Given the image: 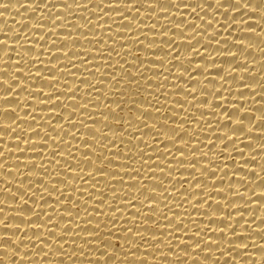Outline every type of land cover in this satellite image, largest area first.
Instances as JSON below:
<instances>
[{
    "label": "bare ground",
    "instance_id": "6f19581e",
    "mask_svg": "<svg viewBox=\"0 0 264 264\" xmlns=\"http://www.w3.org/2000/svg\"><path fill=\"white\" fill-rule=\"evenodd\" d=\"M0 41V264H264V0H0Z\"/></svg>",
    "mask_w": 264,
    "mask_h": 264
},
{
    "label": "snow or ice",
    "instance_id": "6c2138e0",
    "mask_svg": "<svg viewBox=\"0 0 264 264\" xmlns=\"http://www.w3.org/2000/svg\"><path fill=\"white\" fill-rule=\"evenodd\" d=\"M234 4H236V5H240V0H234ZM217 5H218L219 7H221V5H225V6H226V0H217ZM244 6L246 7L247 4H245ZM44 7H47V4H45ZM0 43H2V41H0ZM13 82H15V81H12V83L6 84L4 80H0V84H3V85H5V86H7L9 89H11V91L9 92V94H7V95H3V96H0V99H5V98H7V97H9V96H12V95L14 94V93H13V87H12ZM17 86H18V85H17ZM10 100H11V99H8L7 102L10 101ZM10 107H11V105L5 106V107L3 108V111H7ZM13 119H15V118H13ZM145 126H146V123H145ZM0 127H2V125H0ZM205 214H207V213H205ZM165 218H167V217H165ZM32 223H35V221H32ZM0 224H4V222H3V221H0ZM233 235H235V233H233ZM9 239H10V238H9ZM218 239H219L220 241H223V240L226 239V237H225V236H220ZM241 239H243V238H241ZM197 241H199V240H197ZM201 242H202V241H199V243H196V244L199 245ZM204 242L207 243V241H204ZM230 243L235 244L236 242H235V240H232V241H230ZM210 246H211V245H210ZM219 250H220V248H219Z\"/></svg>",
    "mask_w": 264,
    "mask_h": 264
}]
</instances>
